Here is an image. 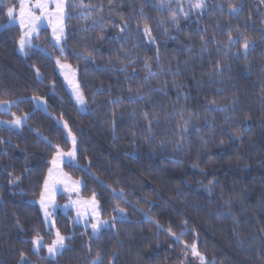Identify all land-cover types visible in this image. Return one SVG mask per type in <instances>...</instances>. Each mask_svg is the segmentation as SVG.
<instances>
[{
    "label": "trees",
    "instance_id": "1",
    "mask_svg": "<svg viewBox=\"0 0 264 264\" xmlns=\"http://www.w3.org/2000/svg\"><path fill=\"white\" fill-rule=\"evenodd\" d=\"M17 1L0 0V102L29 117L19 132L0 128V264H180L193 242L206 264H264V3L69 0L63 53L44 29L21 56L20 29L5 27ZM230 31L247 54L242 38L227 45ZM57 59L77 70L86 113ZM60 119L77 136L79 167L65 168L83 195L104 219L124 211L98 238L58 216L70 239L50 260L32 240L53 237L36 201L57 147L70 146Z\"/></svg>",
    "mask_w": 264,
    "mask_h": 264
},
{
    "label": "snow or ice",
    "instance_id": "2",
    "mask_svg": "<svg viewBox=\"0 0 264 264\" xmlns=\"http://www.w3.org/2000/svg\"><path fill=\"white\" fill-rule=\"evenodd\" d=\"M52 3H54L55 8L54 10H49V3L45 2V0H36L34 4H27L25 3V0H19V12L18 16L20 18V25L22 30L26 27L25 20L27 19V31H22V35L18 41L19 48L21 52H25L26 47H32L31 44V38L32 33L36 32L39 28V22L41 19H46L49 22V26L51 27L52 31V39L55 41V46L60 48L61 54L64 51V48L62 47V42L64 41V35H65V26H64V20L65 17V0H51ZM262 3H264V0H261ZM163 6V4H162ZM190 7L193 10L202 11L206 5L204 3V0H195L194 3L190 4ZM0 8H2V5H0ZM34 9H39V14H36L34 12ZM230 13L238 14L241 9H237L236 7L229 5ZM6 15L9 18V22H13L16 18L17 12L15 6H9L7 7ZM187 16V13H185ZM172 22L177 23L176 16L173 14ZM98 23H103V20L97 21L92 20V25L95 27ZM139 27V26H138ZM127 29V25L121 26V31H125ZM87 30V29H86ZM103 29H101V33H103ZM144 34L147 37H151V31L148 26L144 27ZM103 38V36H101ZM242 38V48L245 54H247L248 50L251 47V44L246 36H243L241 34L240 38H234L231 34V31L228 35V40L226 41L227 45L231 47L232 45L239 43L240 39ZM201 41L203 42L204 46L206 47L207 41H205V37L201 36ZM213 42H215V37H213ZM26 54V53H25ZM57 65L64 69L68 67L65 64H61V61L57 59L56 61ZM146 67H149L146 65ZM219 67V65H218ZM67 79V76L65 77ZM74 94L76 95L78 103L83 104V96L79 91V86L76 85L74 88ZM11 107V102L8 105ZM224 109H221L223 111ZM26 117L24 118H14L12 120V125L19 127ZM67 124H65V128H67ZM69 136L72 139L73 149L71 151H68L66 153L61 152L59 147H57V156L53 157L52 160V168H49L48 170V178L44 180V190L40 193V207L43 210L45 222H47L48 219L51 218V213L49 212V206L51 205V194L54 190V184L52 183L53 177H55L56 182L64 183L65 184V191L68 192H77L78 188L81 185L80 181H75L69 183V181L65 180L62 175H60L58 172H54V169L59 167V163L61 162L60 158L63 156H67L69 158V162L74 161L76 159L77 150L75 148L76 145V138L72 136L71 132L69 131ZM2 142V141H0ZM11 175V174H9ZM18 179V178H17ZM14 181L9 180V183H13ZM71 199V198H70ZM69 206L76 209V222L80 223L82 219L85 221L87 219H91L92 223L88 225L85 223V226H90L92 229V233L94 236L98 237V233L100 230L104 227L108 226L107 221H103L99 219V216L101 215V211L99 209L98 202L95 197V193H93V196L88 201H81L79 199L77 200H71V205H65V208L67 209ZM81 208H84L85 210L82 212ZM88 209L91 210V215L89 216ZM54 210V206H53ZM121 213H123V209H119ZM115 217H113V220ZM54 226V225H53ZM70 239V237H65L62 235L58 230L55 233V239L51 241V244L47 246V253L48 258L54 259L57 256L63 254V252L68 249V245L66 244V240ZM177 239H179L177 237ZM32 244L34 246V250L39 252V250L43 247V238L40 237L38 234L35 238L32 240ZM188 245H185V249H188ZM191 248V255L193 258L198 259L200 264H206L205 257L201 255V253L198 250V245L196 242H193L190 246ZM21 259L23 260V253H21ZM92 264H100V257L99 254L97 255L96 259L93 260ZM109 264H114L113 261H109Z\"/></svg>",
    "mask_w": 264,
    "mask_h": 264
},
{
    "label": "rangeland",
    "instance_id": "3",
    "mask_svg": "<svg viewBox=\"0 0 264 264\" xmlns=\"http://www.w3.org/2000/svg\"><path fill=\"white\" fill-rule=\"evenodd\" d=\"M68 1L69 0H65V5H66V7H65V17H66V9H67ZM35 2H36V0H25L26 5L27 4H34ZM45 2H48L49 3V10L50 11L51 10H54L55 5H54V3L51 2V0H45ZM16 12H17V15H16L15 20L13 22H9V18H8V22H7V24H6L5 27H7V26H16V27H18L20 29L21 35H22V31H27L28 30V28H27L28 21H27V19L25 20L26 27L22 30L21 25H20V18L18 16V12H19V0L17 1ZM34 12L36 14H39V9H34ZM64 26H65V20H64ZM44 29H47L49 31L50 41H51L52 45L55 48H57V49L60 50L59 47H56L55 46V41L52 39L51 27L49 26V22L46 19H41V21L39 22V28H38V30L36 32H33L32 33L31 44H33L34 39L36 37H38V35ZM64 39H65V35H64ZM63 42H62V44H63ZM27 48L28 47L25 48V52H21L20 51V48H19V44H17V51H18V53L21 56H26L27 55V53H28L27 52ZM37 49H40L41 51H45V49L44 48H41V47H37ZM61 64H65V65L68 66V67H66L64 69H61L57 65V63H56L57 71H58L60 77L62 78L63 83H64V85H65L68 93L70 94L72 100L74 101V103H75L78 111L80 113H86L87 112V104H86L84 98H83V100H84V103L83 104L78 103L77 98H76V95L74 94V88H75V86L76 85L79 86V83H78V72H77V70H75L74 68H72L67 63L61 62ZM66 76H67V79L65 78ZM79 91H80V89H79ZM80 93H81V91H80ZM10 102H11V107L8 106ZM15 104L16 103L14 101L0 102V128H4V129L10 130V131H18L19 132V131H21L27 125V121H28L29 115L26 114V113L17 114L13 110V107L15 106ZM33 104H34L35 109H39V110H41L43 112H48L47 104H46V102H45V100L43 98H41L39 96L34 97L33 98ZM24 117H26V119L24 120V122L19 127H16V126H13L12 125L11 122H12V120L14 118H24ZM57 123L65 131L66 138H67V140L69 141V144H70L69 149L67 151H62L61 150V152L66 153V152L71 151L73 149L72 139H71V137L68 134L69 131L71 132L72 136H74L76 138L75 148L77 150V136H76V134H74L71 131L69 124L64 119L58 120ZM65 124H67V126H68L67 128H65ZM55 156H57V151H56V153L54 154L53 157H55ZM53 157L51 159L50 167L49 168H52L53 167V165H52ZM60 160H61V162L59 163V167L56 168V169H54V172H58L60 175H62L64 177L65 180L69 181V183L75 182V181H80L82 186H80L78 188V191L77 192H68V191H65V184L64 183H60V182H56L55 177H53L52 183L54 184V190H53V192L51 194V202L52 203H51V205L49 206V209H48L49 212L51 213V218L48 219L47 222H45L44 213H43V210L40 207V203H39L40 197L36 201L37 205L40 208V211H41V214H42V221H43V223L45 225V228L53 234L52 240L55 239V233L58 230V228L56 226V218L61 215V216L68 217L71 220V222L76 227H81L84 231H89L90 234H91V236L93 238H98L99 235L101 234V232L103 230H107V229H109V228L112 227V224H113L114 220L116 218H118L119 216H121V212H118V215H117L118 217L117 216H114L115 217L114 220H113V218L112 219H104L102 217V211H101L100 204H99L98 200L96 199L97 202H98V205H99V209L101 211V215L99 216V219L100 220H103V221H107L108 222V226L102 228L100 230V232L98 233V237H97V236H94L93 235L92 229H91L90 226H88V227L85 226V223H87L88 225H90L92 223L91 219H87L86 221L84 219H82L80 223H77L76 222V219H77V217H76V209L73 208V207H71V206H69L66 209L65 208V205H71V200H77V199H79L81 201H88V200H90L92 198L93 195L90 196V197H85L83 195V187H84V181H83V179L81 177H75V176H73L65 168L66 166H73V167H76V168L79 167L78 162H77V155H76V159L74 161H71V162H69V158L67 156L61 157ZM46 178H48V171H47V173H46V175L44 177V180ZM44 180H43V185H42L41 192L44 190ZM53 206H54V210H53ZM84 210H85L84 208H81V211L82 212ZM88 212H89V216H90L91 215V210L88 209ZM50 244H51V242L50 243H46L43 240V247L39 250V252H37V251L34 250L33 244H32V250L36 254H40L41 251L43 250L45 252L46 258H48V253H47V250L46 249H47V246L50 245ZM56 258H54V259L48 258V259L55 260ZM206 263H208L207 260H206ZM180 264H200V262H199L198 259H195L192 256L187 257L185 255L184 258L182 259V261L180 262Z\"/></svg>",
    "mask_w": 264,
    "mask_h": 264
}]
</instances>
